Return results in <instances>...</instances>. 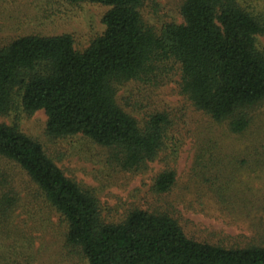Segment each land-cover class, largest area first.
<instances>
[{
  "label": "trees",
  "instance_id": "1",
  "mask_svg": "<svg viewBox=\"0 0 264 264\" xmlns=\"http://www.w3.org/2000/svg\"><path fill=\"white\" fill-rule=\"evenodd\" d=\"M66 1L110 7L105 33L83 52L71 35L26 36L0 48V116L18 106L29 115L44 111L50 137L83 136L106 152L108 167L143 173L174 128L154 90L168 64L197 112L234 135L249 130L251 109L264 104V53L256 41L264 26L238 0H170L182 22L171 19L158 31L150 23L160 13L156 0ZM258 143L264 149V139ZM200 166L202 175L212 168ZM176 184V172L165 170L151 191L168 204ZM224 184L216 195L225 210L247 205L244 196L226 195ZM49 227L59 264H264L263 240L210 244L163 212L134 207L120 223L105 221L98 198L67 177L41 143L0 124V264H36L39 234Z\"/></svg>",
  "mask_w": 264,
  "mask_h": 264
},
{
  "label": "rangeland",
  "instance_id": "2",
  "mask_svg": "<svg viewBox=\"0 0 264 264\" xmlns=\"http://www.w3.org/2000/svg\"><path fill=\"white\" fill-rule=\"evenodd\" d=\"M156 1L160 13L150 23L157 31L171 19L182 22L176 9L178 2L171 6L170 0ZM238 2L264 26V0ZM109 10L108 6L89 2L0 0V48L26 36L71 35L75 48L83 52L105 33L103 20ZM256 41L264 53V32ZM165 66L166 72L157 74L155 98L169 109L174 128L160 157L143 173L108 167L106 152L83 136L50 137L44 111L29 115L18 106L10 115L0 116V124L19 127L41 143L67 177L98 198L102 215L109 223H120L126 212L136 207L166 213L179 222L187 236L210 244L264 242V213L260 210L264 206V149L258 143L264 139V104L251 109L249 130L234 135L226 124H216L197 112L179 93V72L173 65ZM133 87L132 84L122 87L118 97L122 99ZM136 116L143 118L138 113ZM174 148L176 156L171 155ZM201 162L212 165L207 175H202ZM165 170L177 174V184L168 204L151 191L154 179ZM15 174L18 183H27L19 169ZM219 183H225L226 195L244 196L247 205L228 204L231 210H225L216 195L224 191ZM52 219L57 222L55 216ZM57 240V233L51 227L39 234L36 264L60 263Z\"/></svg>",
  "mask_w": 264,
  "mask_h": 264
}]
</instances>
